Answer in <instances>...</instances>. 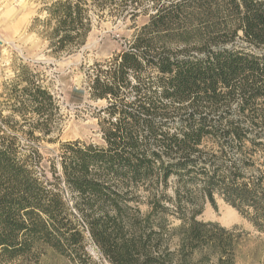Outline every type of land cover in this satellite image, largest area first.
Segmentation results:
<instances>
[{"label":"trees","instance_id":"trees-1","mask_svg":"<svg viewBox=\"0 0 264 264\" xmlns=\"http://www.w3.org/2000/svg\"><path fill=\"white\" fill-rule=\"evenodd\" d=\"M44 12L55 55L85 46L96 19L148 21L86 70L85 91L105 102L102 145L59 142L58 101L20 65L0 113V264L46 248L73 264H238L247 234L200 217L220 198L264 234V0H55ZM45 140L59 143L46 169Z\"/></svg>","mask_w":264,"mask_h":264},{"label":"rangeland","instance_id":"rangeland-1","mask_svg":"<svg viewBox=\"0 0 264 264\" xmlns=\"http://www.w3.org/2000/svg\"><path fill=\"white\" fill-rule=\"evenodd\" d=\"M53 1L0 0V113L9 115L6 105L9 85L20 65H27L58 101L62 117L59 119L60 132L55 135L59 142L79 140L102 145L96 113L105 106V102L91 100L85 91L86 70L124 50L135 31L147 23L148 16L140 15L134 21L109 17L103 21L96 19L85 46L71 54L55 55L48 50V41L41 35L43 25L39 22L45 20L44 8ZM146 5H151V2L147 1ZM39 144L46 169L48 160L57 153L59 143L45 140ZM48 177L51 179L50 175ZM200 219L219 223L227 229L237 228L247 234L238 264H264V234L258 233L222 199L217 198L216 207L207 203ZM87 250L94 259H99V250L93 243L88 244ZM11 264L73 263L46 248L35 258L19 259Z\"/></svg>","mask_w":264,"mask_h":264}]
</instances>
